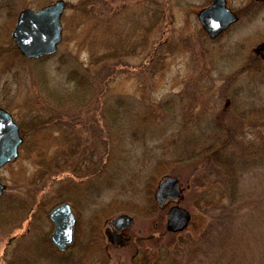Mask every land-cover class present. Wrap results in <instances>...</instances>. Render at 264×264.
I'll use <instances>...</instances> for the list:
<instances>
[{
  "label": "rangeland",
  "instance_id": "1",
  "mask_svg": "<svg viewBox=\"0 0 264 264\" xmlns=\"http://www.w3.org/2000/svg\"><path fill=\"white\" fill-rule=\"evenodd\" d=\"M55 1L0 0V107L18 123L33 116L53 123L51 130L29 132L19 157L0 169L11 195L5 201L13 208L1 217L0 264H264V57L256 53L264 42V3L227 0L238 21L212 40L197 19L210 0H156L163 4L167 32L161 61L147 55L148 39L111 71L114 60L98 62L105 44L101 36L90 37L93 20L81 12L79 0H64L63 38L55 55L29 60L11 52L17 14ZM105 3L103 17L117 10L130 32L136 25L144 32L158 7L154 0ZM74 65L87 71L88 91L97 95L88 104L92 112L53 105V88L61 89L58 96L70 92L66 70ZM108 70L113 73L106 86ZM107 93L116 103L114 120L105 118L104 127L98 114ZM59 108L85 119L83 124L65 130L66 121L52 116ZM94 127L100 129L95 136ZM103 136L112 152L104 172L88 177L80 166L76 174L53 171L51 179L46 174L34 181L40 161L62 158L66 139L94 144L86 151L95 154L96 148L103 152ZM167 176L177 177L182 194L160 207L155 192ZM48 193L53 204L43 213L39 205ZM67 198L79 216L72 251L62 258L42 247L37 254L39 236L53 231L50 208ZM176 203L191 220L170 232L167 212ZM21 205L22 215L16 212ZM120 213L133 217L123 230L130 241L105 249L102 240L108 238L97 228Z\"/></svg>",
  "mask_w": 264,
  "mask_h": 264
},
{
  "label": "trees",
  "instance_id": "2",
  "mask_svg": "<svg viewBox=\"0 0 264 264\" xmlns=\"http://www.w3.org/2000/svg\"><path fill=\"white\" fill-rule=\"evenodd\" d=\"M105 1L107 0H79L77 5H79V9L81 12L84 14L87 19L93 20L92 28L93 30H90V37L91 38H99L100 36L103 38V42L105 44V53L102 54V58H99L98 62H104V61H109V60H114L115 63H113L110 67H113L111 71H118L117 68H119L118 65H125V61H121V59H126L128 56H132L137 52V49L141 45H146L149 39V54L147 55H152L153 61H161L160 58L163 55V52L165 51V45L167 42L166 37H167V32L164 30L163 27H165V12H164V7L162 2L154 0V4L157 3L158 7L153 10L148 15V25L144 29V32H142V27L141 25H136L135 30L133 31H126L125 29V24L126 21L124 22H119V12L116 10L114 11L110 17H103V12H101V5H106ZM111 4H113L114 0H108ZM117 1V0H115ZM164 18V19H163ZM91 29V28H90ZM203 32V31H202ZM134 35H137L135 37ZM150 35V36H149ZM135 37V38H134ZM150 37V38H149ZM165 38V39H164ZM161 40H163L161 42ZM91 47L96 52V48H94V42L90 41ZM61 44V43H60ZM164 44V45H163ZM12 49V53H17L18 51L16 50L15 46L12 44L10 45ZM167 46V45H166ZM138 47V48H137ZM146 48V47H145ZM58 50V48H57ZM56 50V52H57ZM91 50V51H93ZM90 51V52H91ZM53 53V55L56 54ZM51 56V55H50ZM48 57V56H47ZM43 57L40 59H34V60H42ZM74 61V60H73ZM159 64V63H158ZM118 66V67H117ZM110 70L106 72V75L104 76V84L107 86L108 81L110 80V77L112 76V73ZM67 76V82L69 84L68 91H70L68 94H65L63 92V95L58 96V91H61V89H54L53 88V105H59V107H63V109L71 110L74 108H79L81 107H87L89 112H92L93 109L89 107V102L95 101L97 99V95L95 96L93 91H88L89 87V80H88V74L87 71H82L80 67L77 65L73 66L72 68L69 67L68 71L66 70ZM66 82V83H67ZM106 91V88L104 89V92ZM103 93V92H102ZM109 93L104 94L103 97V102L102 103V108L101 109V114H98V117H100L101 120H103L104 127L106 123V119L109 121L113 122V116L115 112V103L113 102L114 100H111V96H108ZM75 98H80V100H76ZM91 98V100H90ZM99 98V95H98ZM89 99V101H88ZM112 101V102H110ZM110 102V103H109ZM74 103L73 105H71ZM52 105V106H53ZM54 108V106H53ZM66 111H61L60 108L59 110L53 111V118H56L55 120L59 122H63V119L66 122H63L62 125L64 126V129L67 130V126H76L77 124L81 125L83 124L82 122L85 119H80V116L73 115L71 118L72 114ZM100 110V109H99ZM96 113V111H95ZM77 114V113H74ZM55 116V117H54ZM95 117V116H94ZM96 118H94V121ZM30 122L23 121L20 122V129H21V134L23 135L22 138L30 136L29 132L31 134H37L38 132L44 130H51L53 123L49 120H42L41 117L39 118L38 116H33L30 120ZM27 122V123H26ZM110 123V122H109ZM67 125V126H66ZM100 129L98 127L91 128V135H96L97 132ZM72 131V130H71ZM27 132V133H24ZM26 134V136H25ZM65 136L66 132L64 131L63 133ZM33 138V137H32ZM78 139V138H76ZM70 140L66 139L67 146L66 149H63L64 151L61 152V159H55L53 161V157H51L50 160H42L41 166L42 168L40 169L39 174L37 175L36 180H41V178H44L45 175H49L50 179L55 175L59 173H65V172H72L73 173H78V168L80 169V166L82 167V170L86 176L90 177H96V175L100 174L102 171L104 172L105 166L108 164V161L111 155V148L109 146V143L103 136L102 141H103V152H100L98 148H96L95 154L91 152H87L89 147H94V144H84L80 139L75 143V140H72L69 144ZM23 142V143H24ZM87 149V151H86ZM106 155L109 156L106 159ZM59 156V157H60ZM80 158V159H79ZM107 164H106V162ZM110 164V163H109ZM54 165V166H53ZM54 171V174H53ZM70 174V173H69ZM45 181V179H44ZM47 195L49 197H47ZM46 195L47 201H42L40 202V208L43 210V213L47 212L45 208L48 207V204L51 203L53 204V196H50L49 193ZM11 195H6L4 192L3 195L0 196V222H3L4 220L1 219L2 216L9 215L6 214V210L11 209L12 205L9 204V201H5L6 197H10ZM5 208V209H2ZM13 209V208H12ZM26 208L21 205L18 210H16L17 214L24 213ZM5 210V211H4ZM13 211V210H12ZM222 213V212H221ZM18 216V215H17ZM13 219V218H12ZM16 219V218H15ZM17 219L23 220V217H19ZM13 222V220H11ZM10 223V221H9ZM221 227H219L220 229ZM45 234V233H44ZM42 235L39 236V241H36L35 243V250L36 253L39 254V251L43 250L45 248V252L48 254L54 253L53 252V246L50 243L49 235ZM43 249H40L42 248ZM56 252H59L56 250ZM61 254V253H60ZM59 254V256H60Z\"/></svg>",
  "mask_w": 264,
  "mask_h": 264
},
{
  "label": "water",
  "instance_id": "3",
  "mask_svg": "<svg viewBox=\"0 0 264 264\" xmlns=\"http://www.w3.org/2000/svg\"><path fill=\"white\" fill-rule=\"evenodd\" d=\"M65 6L64 0H57L38 10L26 8L17 14L10 36L22 56L35 59L57 50L62 40L63 30L60 22ZM237 18V15L227 8L226 0H211L210 4L197 14L200 26L211 38L221 35L237 21ZM257 51L264 57V42ZM19 129L13 115L0 107V169L19 155L18 148L23 143ZM177 181L176 177L169 176L160 182L156 192L157 204L162 205L167 199L181 196ZM3 190L5 185L0 180V196L4 193ZM70 207L68 202L59 203L48 213V218L54 224L49 240L59 250H65L73 244L75 216ZM167 213L166 228L171 232L185 229L191 219L190 213L178 205L171 207ZM131 222L132 218L129 215L121 214L114 218L112 224L117 231L128 227ZM111 238L117 243L121 240V236L117 234Z\"/></svg>",
  "mask_w": 264,
  "mask_h": 264
},
{
  "label": "flooded vegetation",
  "instance_id": "4",
  "mask_svg": "<svg viewBox=\"0 0 264 264\" xmlns=\"http://www.w3.org/2000/svg\"><path fill=\"white\" fill-rule=\"evenodd\" d=\"M255 2L254 3H259V1H257V0H254ZM227 6H228V2H227ZM220 37V36H219ZM219 37H217V38H215V39H218ZM214 39V40H215ZM256 53H258L259 54V52L257 51V49H256ZM261 53V52H260ZM151 195H153V194H151ZM155 199H156V196H155ZM153 200V199H152ZM65 202H68L70 205H71V207L70 208H72V211H73V213H74V216H75V226H74V238L76 237V233H77V224H78V221H79V216H78V210H77V208H75L76 206H75V202H74V200L72 199V198H67V200H64ZM156 203H154V205L155 204H157V200L155 201ZM152 203V204H153ZM165 203H167V200L162 204V205H160V207H162ZM158 205V204H157ZM159 206V205H158ZM100 216V215H99ZM98 216V217H99ZM114 218V217H113ZM113 218L112 219H110L108 222H106V221H104L103 222V226H101V227H98L97 228V233H98V235H100V236H102L103 238L104 237H107L108 238V242H107V240L105 241V240H102L103 241V245H104V248L105 249H107L108 247H118V246H120V245H124L125 243H127L128 244V242L130 241V238L128 237V236H126L125 235V233L123 232V230L125 229V228H122V229H120V230H117V231H115V228H114V226H113V224H112V220H113ZM132 222H133V217H132ZM132 224V223H131ZM104 228V229H103ZM102 231V232H101ZM116 232V234L117 235H120L121 236V240H120V242H113L111 239V236H113L114 237V235H116V234H114L113 232ZM114 234V235H113ZM73 238V239H74ZM74 243H76V240L74 239L73 240V245L72 246H70V247H68V248H66V250H62L61 251V254H60V256L63 258V257H65V255L67 254L66 252L67 251H72V247L74 246ZM56 249L57 248H55V246L53 245V251L55 250L56 251ZM68 252V253H69ZM70 255V254H69ZM71 256V255H70Z\"/></svg>",
  "mask_w": 264,
  "mask_h": 264
}]
</instances>
